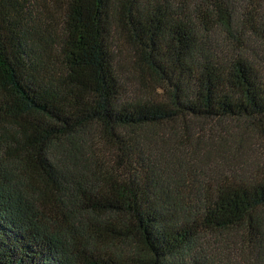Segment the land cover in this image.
Returning a JSON list of instances; mask_svg holds the SVG:
<instances>
[{
  "label": "trees",
  "instance_id": "16d2710c",
  "mask_svg": "<svg viewBox=\"0 0 264 264\" xmlns=\"http://www.w3.org/2000/svg\"><path fill=\"white\" fill-rule=\"evenodd\" d=\"M0 264H264V0H0Z\"/></svg>",
  "mask_w": 264,
  "mask_h": 264
},
{
  "label": "rangeland",
  "instance_id": "374dc122",
  "mask_svg": "<svg viewBox=\"0 0 264 264\" xmlns=\"http://www.w3.org/2000/svg\"><path fill=\"white\" fill-rule=\"evenodd\" d=\"M234 254H237L238 253V251H236V252H233ZM234 259V261L235 262H239V260H240V257L239 256H232Z\"/></svg>",
  "mask_w": 264,
  "mask_h": 264
}]
</instances>
